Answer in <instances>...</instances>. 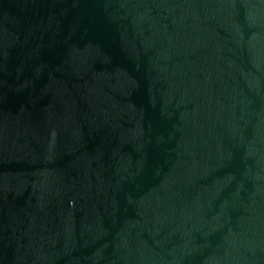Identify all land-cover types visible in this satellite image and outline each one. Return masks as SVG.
<instances>
[{
	"label": "water",
	"instance_id": "obj_1",
	"mask_svg": "<svg viewBox=\"0 0 264 264\" xmlns=\"http://www.w3.org/2000/svg\"><path fill=\"white\" fill-rule=\"evenodd\" d=\"M0 264H264V0H0Z\"/></svg>",
	"mask_w": 264,
	"mask_h": 264
}]
</instances>
